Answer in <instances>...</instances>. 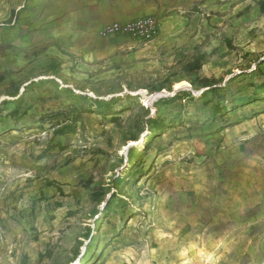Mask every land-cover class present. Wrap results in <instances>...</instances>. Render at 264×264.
<instances>
[{"label":"rangeland","instance_id":"rangeland-1","mask_svg":"<svg viewBox=\"0 0 264 264\" xmlns=\"http://www.w3.org/2000/svg\"><path fill=\"white\" fill-rule=\"evenodd\" d=\"M49 1L0 0V264H264V0L84 52Z\"/></svg>","mask_w":264,"mask_h":264},{"label":"crops","instance_id":"crops-1","mask_svg":"<svg viewBox=\"0 0 264 264\" xmlns=\"http://www.w3.org/2000/svg\"><path fill=\"white\" fill-rule=\"evenodd\" d=\"M198 1L50 0L47 4V14L43 17V29L38 35L40 37H52L53 40H64L69 46V51L84 52L96 49L101 51L112 46L101 42V31L107 25L113 23L126 24L147 17H154L160 23L159 31L165 33L168 25L184 19V13L190 12ZM21 20L22 15L20 16ZM19 24L22 25L21 22ZM20 28L16 29V34L20 33ZM178 33L166 31V34L169 35ZM30 35L32 36V34ZM5 36V31L1 30V42L6 41ZM18 41L20 42L22 39L19 38Z\"/></svg>","mask_w":264,"mask_h":264},{"label":"built area","instance_id":"built-area-1","mask_svg":"<svg viewBox=\"0 0 264 264\" xmlns=\"http://www.w3.org/2000/svg\"><path fill=\"white\" fill-rule=\"evenodd\" d=\"M158 31L159 27L156 20L153 17H147L126 24L113 23L107 25L102 29L101 34L105 36L111 34H127L153 39L157 36Z\"/></svg>","mask_w":264,"mask_h":264},{"label":"clouds","instance_id":"clouds-1","mask_svg":"<svg viewBox=\"0 0 264 264\" xmlns=\"http://www.w3.org/2000/svg\"><path fill=\"white\" fill-rule=\"evenodd\" d=\"M204 264H218L217 260L213 259V254H208V259Z\"/></svg>","mask_w":264,"mask_h":264},{"label":"bare ground","instance_id":"bare-ground-1","mask_svg":"<svg viewBox=\"0 0 264 264\" xmlns=\"http://www.w3.org/2000/svg\"><path fill=\"white\" fill-rule=\"evenodd\" d=\"M143 144L140 145L139 152L141 153L143 151Z\"/></svg>","mask_w":264,"mask_h":264},{"label":"trees","instance_id":"trees-1","mask_svg":"<svg viewBox=\"0 0 264 264\" xmlns=\"http://www.w3.org/2000/svg\"><path fill=\"white\" fill-rule=\"evenodd\" d=\"M179 94H181V93H179Z\"/></svg>","mask_w":264,"mask_h":264}]
</instances>
